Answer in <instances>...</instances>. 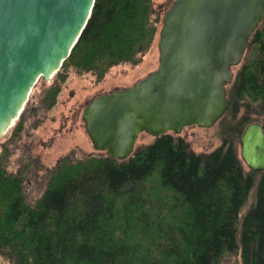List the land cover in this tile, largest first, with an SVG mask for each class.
<instances>
[{
    "label": "trees",
    "instance_id": "1",
    "mask_svg": "<svg viewBox=\"0 0 264 264\" xmlns=\"http://www.w3.org/2000/svg\"><path fill=\"white\" fill-rule=\"evenodd\" d=\"M155 11L153 0H94L41 106L55 104L69 67L100 81L116 65L137 64L154 41ZM241 62L229 90L223 143L210 153L195 154L166 134L124 161L100 152L66 156L31 203L24 173L7 171L4 149L0 258L9 264H224L239 256L241 264H264V172L244 171L234 150L243 128L256 121L252 114L264 113V20ZM20 129L18 121L12 136ZM152 183L163 200L147 192ZM252 190L254 203L240 216Z\"/></svg>",
    "mask_w": 264,
    "mask_h": 264
},
{
    "label": "water",
    "instance_id": "2",
    "mask_svg": "<svg viewBox=\"0 0 264 264\" xmlns=\"http://www.w3.org/2000/svg\"><path fill=\"white\" fill-rule=\"evenodd\" d=\"M94 0H0V137L21 114L38 79L68 57ZM264 20V0H173L158 32V66L130 87L92 98L81 119L96 152L124 161L141 134L212 128L226 113V87ZM240 158L264 172V126L248 124ZM0 264H5L0 259Z\"/></svg>",
    "mask_w": 264,
    "mask_h": 264
},
{
    "label": "rangeland",
    "instance_id": "3",
    "mask_svg": "<svg viewBox=\"0 0 264 264\" xmlns=\"http://www.w3.org/2000/svg\"><path fill=\"white\" fill-rule=\"evenodd\" d=\"M173 0H153L156 10L153 19L159 15L154 41L137 64L124 63L110 68L106 75L97 81L92 73H85L73 67L66 70V78L60 84L55 104L50 109L41 106L43 90L51 84L52 79L44 82L41 79L31 90V104L21 118H17L11 128L0 137V153L6 150L5 166L8 172L24 173L23 192L29 202L36 201L44 192L50 171L63 157L81 159L88 155H97L84 129L81 115L84 107L94 97L109 93L116 89L130 87L145 78L158 66L157 39L165 11ZM242 62L232 68L233 76L241 68ZM244 112L242 108L237 114L239 118ZM252 118L264 124V113L252 114ZM20 121L21 129L12 136L16 123ZM229 120L224 118L212 128L203 129L196 126L184 128L179 135L195 154L210 153L221 146L224 138V127ZM240 137V135H239ZM239 137L234 142V150L244 171L248 172L240 158ZM154 138L141 134L135 149L153 142ZM5 149V150H4ZM256 178H258L256 176ZM150 192L153 201L163 200V195L152 183ZM254 203V190L249 193L247 202L240 214L243 216ZM5 264H9L0 258ZM224 264H241L239 256L225 259Z\"/></svg>",
    "mask_w": 264,
    "mask_h": 264
},
{
    "label": "flooded vegetation",
    "instance_id": "4",
    "mask_svg": "<svg viewBox=\"0 0 264 264\" xmlns=\"http://www.w3.org/2000/svg\"><path fill=\"white\" fill-rule=\"evenodd\" d=\"M233 79H234V76H233ZM233 79H232V80H233ZM232 80L230 81V83H229V84L227 85V87H226L227 100H228L229 90H230V87H231L232 82H233ZM240 111H241V110H239V112H240ZM239 112H238V113H239ZM243 113H244V112H243ZM223 117H224V115H223ZM223 117H222V118H223ZM222 118H221V119H222ZM221 119H220V120H221ZM220 120H219V121H220ZM219 121H218V122H219ZM253 122H257V121H252V122H250V123H253ZM250 123H249V124H250ZM258 123H259V122H258ZM260 124H261V123H260ZM247 125H248V124H247ZM247 125H246V126H247ZM262 125L264 126V124H262ZM246 126H245V127H246ZM190 127H191V126H190ZM245 127H244V128H245ZM244 128H243V130H244ZM243 130H242V132H243ZM242 132H241V134H242ZM170 134H171V133H170ZM241 134H240V136H241ZM239 138H240V137H239ZM222 143H223V142H222ZM242 162H243V161H242ZM244 165H245V164H244ZM241 166H242V165H241ZM247 169H248V168H247ZM248 172H250V171L248 170Z\"/></svg>",
    "mask_w": 264,
    "mask_h": 264
},
{
    "label": "bare ground",
    "instance_id": "5",
    "mask_svg": "<svg viewBox=\"0 0 264 264\" xmlns=\"http://www.w3.org/2000/svg\"><path fill=\"white\" fill-rule=\"evenodd\" d=\"M253 173V172H252Z\"/></svg>",
    "mask_w": 264,
    "mask_h": 264
}]
</instances>
